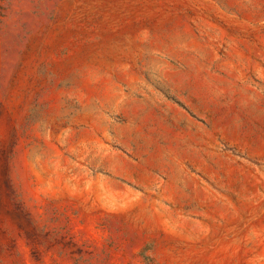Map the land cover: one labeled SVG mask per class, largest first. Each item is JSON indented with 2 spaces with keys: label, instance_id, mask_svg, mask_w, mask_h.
Wrapping results in <instances>:
<instances>
[{
  "label": "rangeland",
  "instance_id": "obj_1",
  "mask_svg": "<svg viewBox=\"0 0 264 264\" xmlns=\"http://www.w3.org/2000/svg\"><path fill=\"white\" fill-rule=\"evenodd\" d=\"M0 264H264V0H0Z\"/></svg>",
  "mask_w": 264,
  "mask_h": 264
}]
</instances>
